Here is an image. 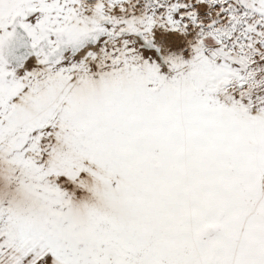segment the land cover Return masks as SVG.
<instances>
[{"label":"snow or ice","instance_id":"1","mask_svg":"<svg viewBox=\"0 0 264 264\" xmlns=\"http://www.w3.org/2000/svg\"><path fill=\"white\" fill-rule=\"evenodd\" d=\"M0 264H264V0H0Z\"/></svg>","mask_w":264,"mask_h":264}]
</instances>
